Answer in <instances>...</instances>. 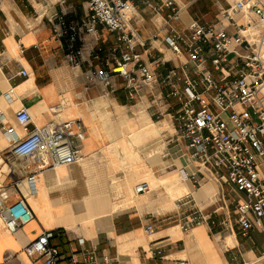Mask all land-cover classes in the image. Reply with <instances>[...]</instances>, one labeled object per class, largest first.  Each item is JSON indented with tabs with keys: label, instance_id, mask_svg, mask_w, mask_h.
<instances>
[{
	"label": "crops",
	"instance_id": "1",
	"mask_svg": "<svg viewBox=\"0 0 264 264\" xmlns=\"http://www.w3.org/2000/svg\"><path fill=\"white\" fill-rule=\"evenodd\" d=\"M133 1L137 5L133 24L147 38L169 8L161 0H150L159 6L158 12L142 0ZM172 1L186 4L174 24L187 32L192 19L218 21L220 12L236 0ZM84 3L85 0L1 3L0 184L18 179L34 216L14 232L0 221V264H32L23 249L43 229L54 230L51 242L59 250L58 264H109L107 259L114 257L126 264H175L179 258L190 264H264V226L253 227L243 235L235 223L236 203L244 199V193L226 182L225 170L219 176L198 171L192 148L178 137L173 113L181 99L169 98L171 104L162 116L156 117L154 98L161 93L156 81L142 83L130 100L123 77L113 75L109 83L88 81L83 74L86 63L79 68L68 63L62 41L53 36L45 15L60 7L82 13ZM100 31L102 43L114 41V33L103 27ZM136 49H146L148 61L154 56L163 57L169 66L177 67L186 58L176 57L161 37L148 47L138 44ZM20 68H26L28 74H19ZM157 70L160 72L162 67ZM213 74L217 75L216 71ZM111 85L114 91H110ZM10 87L14 93L7 99L5 93ZM22 106L30 112V127L78 116L86 124L85 138L76 141L83 158L39 171L34 192L28 191L22 171H14L16 163L3 158L10 145L3 124H12L19 134L24 133L15 119ZM211 107L218 109L213 103ZM109 123L112 139L108 136ZM170 166L173 168L168 169ZM182 169L194 174L198 182L191 176L183 178ZM259 171L264 177V158H259ZM171 175H177L175 184H184L186 189L176 193L169 207L149 203L156 187H166L162 181ZM126 177L134 190L143 182L148 187L145 191L135 190L134 201L128 198ZM18 195L15 190L10 192L12 199ZM214 208V225L204 222L188 232L180 228L178 223L191 211ZM150 222L154 229L148 233L145 226ZM82 247L93 249L98 260L73 263L71 254Z\"/></svg>",
	"mask_w": 264,
	"mask_h": 264
},
{
	"label": "built area",
	"instance_id": "2",
	"mask_svg": "<svg viewBox=\"0 0 264 264\" xmlns=\"http://www.w3.org/2000/svg\"><path fill=\"white\" fill-rule=\"evenodd\" d=\"M161 1L169 11L147 38L133 24L137 13L133 0H85L82 13L60 7L45 16L53 36L62 41L68 63L75 68L86 63L83 70L86 80L109 83L113 75H119L125 79L130 100L142 83L156 81L161 89L153 103L156 117L162 116L171 104L169 98L181 99L173 113L174 129L192 148L191 156L199 163L198 171L219 176L225 170L226 182L244 193V199L236 203L235 223L241 234L246 235L251 228L264 226V177L259 171V158H264V0H236L220 12L218 21L192 19L187 32L174 24L186 4ZM1 3L2 0L0 9ZM142 3L159 11V6L150 0ZM100 27L115 34L111 44L101 42ZM160 37L176 57H186L179 66H169L161 56L148 61L147 50L136 49L138 44L148 47ZM18 73L27 75L28 70L20 68ZM114 90L111 85L110 91ZM13 93L10 87L5 93L7 99ZM211 103L218 109H212ZM15 119L24 133L19 134L12 124H3L10 139L9 151L3 158L16 163L14 171H22L29 192L36 190L39 171L83 158L76 142L86 135L82 117L52 119L30 127V112L22 106ZM181 172L198 182L194 174L185 169ZM147 188L144 182L135 186L136 192ZM12 190L19 193L14 199L10 196ZM216 212L217 208L195 209L178 224L185 232L204 222L212 226ZM33 216L18 179L0 184V221L8 231H16ZM153 229V223L146 224V232ZM53 236V229H43L25 245L23 250L32 264H58L59 250L51 242ZM70 257L73 263L98 260L97 253L85 247ZM107 263L126 264L116 257L107 259ZM175 264L190 263L179 258Z\"/></svg>",
	"mask_w": 264,
	"mask_h": 264
},
{
	"label": "rangeland",
	"instance_id": "3",
	"mask_svg": "<svg viewBox=\"0 0 264 264\" xmlns=\"http://www.w3.org/2000/svg\"><path fill=\"white\" fill-rule=\"evenodd\" d=\"M27 1H29L30 4L34 3V0H27ZM113 116H114V114H112V117ZM107 130H108V136L112 139V127H111L110 123L108 124ZM172 168H173V166L168 167V169H172ZM157 174L160 176L161 173L157 172ZM177 178H178V176H177ZM162 182L164 183V180ZM172 184L173 183H170V184L166 185V187L165 186H157L156 189L154 190L155 192L151 198L152 200H150L149 203L156 202L158 205L163 204V205H166L164 207H169V205L172 204L173 200L178 195V194H175V196H172L171 192L169 191L170 188H168V187L171 186Z\"/></svg>",
	"mask_w": 264,
	"mask_h": 264
},
{
	"label": "bare ground",
	"instance_id": "4",
	"mask_svg": "<svg viewBox=\"0 0 264 264\" xmlns=\"http://www.w3.org/2000/svg\"><path fill=\"white\" fill-rule=\"evenodd\" d=\"M93 123V121H89V124L91 125ZM163 123L165 124L166 123V121H163ZM107 146L105 145V146H103L102 147V149L103 148H106ZM180 175L183 177V178H185L184 177V174L183 173H180ZM179 178H177V176L176 175H171V176H168L166 179H164V183L167 185V184H170V183H173L171 186H169L168 188H170V192H171V194H172V196H175V194L176 193H178V192H181V190H185L186 189V187H185V185L184 184H175V183H177ZM126 185H127V188H128V190L130 191V193H129V197L128 198H130V200H132V201H134V199H133V195H136L135 194V190H134V187H133V184H132V182H131V180L129 179V178H127L126 177ZM148 189V188H147Z\"/></svg>",
	"mask_w": 264,
	"mask_h": 264
}]
</instances>
